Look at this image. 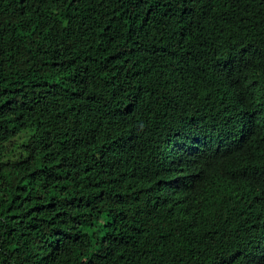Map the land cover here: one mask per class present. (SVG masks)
<instances>
[{
  "label": "trees",
  "instance_id": "trees-1",
  "mask_svg": "<svg viewBox=\"0 0 264 264\" xmlns=\"http://www.w3.org/2000/svg\"><path fill=\"white\" fill-rule=\"evenodd\" d=\"M0 264H264V0H0Z\"/></svg>",
  "mask_w": 264,
  "mask_h": 264
},
{
  "label": "snow or ice",
  "instance_id": "snow-or-ice-1",
  "mask_svg": "<svg viewBox=\"0 0 264 264\" xmlns=\"http://www.w3.org/2000/svg\"><path fill=\"white\" fill-rule=\"evenodd\" d=\"M207 187H211V181H209V185ZM212 195H214V193ZM208 198H209V196L205 195V199L207 200Z\"/></svg>",
  "mask_w": 264,
  "mask_h": 264
}]
</instances>
